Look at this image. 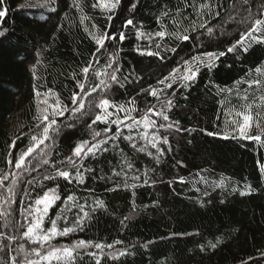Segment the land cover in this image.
I'll list each match as a JSON object with an SVG mask.
<instances>
[{"label":"trees","instance_id":"1","mask_svg":"<svg viewBox=\"0 0 264 264\" xmlns=\"http://www.w3.org/2000/svg\"><path fill=\"white\" fill-rule=\"evenodd\" d=\"M23 1L3 0L0 4V10H6L5 16L0 18V32L4 33L0 35V170L5 172L13 170L5 164L7 154L24 149L29 143L26 136L39 132L35 128L38 121L34 120L37 115L34 86L44 85L39 88L43 93L52 89L65 103L70 90H75L72 73L78 72L94 51V43L80 24L82 15L91 18L85 20L91 31H95L91 29L94 23L101 30L107 28L110 33L125 32L127 39L122 44L117 43L116 47L122 49L117 56L122 65L121 82L125 75L129 82L124 88L114 85L112 95L121 102L130 96H138L137 103L141 108L146 100L155 102L153 98L145 97L141 88L149 84L155 86L159 78L194 54L197 46L203 45V51H224L238 38L234 24L225 26L231 35L217 33L215 38L201 35L204 29H200L190 33V36L198 37L196 40L162 42L179 47L176 53H167V60L161 62L155 57L140 55L135 49L146 48L148 42L137 40L135 29L131 26L122 29V25L127 19H133L134 24L143 25L144 31L160 30L157 16L165 9L175 12L177 6H182V0H120L111 21L107 19L109 13L91 7L95 0H81L83 12L72 7L73 0H56L55 5L50 3L48 7L22 5ZM199 2L201 0H197ZM133 3L137 4L135 9H131ZM213 3H223L227 8L233 0H213ZM51 7H56V11L52 12ZM190 13L191 9H188L184 15ZM224 16L222 11L219 19L209 17L210 26L222 23ZM190 18L200 22L194 15ZM164 23L169 21L164 19ZM187 25L188 21H185L184 26ZM168 30H173L171 25ZM112 51L114 48L109 42L107 52L103 54L105 60ZM262 64L264 45H252L246 53H229L221 57L211 70L202 68L190 88L176 89V106L170 113L171 119L179 120L183 128L194 131L173 132L169 136L172 150L159 164L131 150L126 142L120 145L141 172L145 168L154 169L149 172L154 184L150 181L144 185L142 177L136 182L140 186L135 189L121 186L108 191L116 183L122 185L123 178L113 177L106 181L95 177L111 176L114 167L119 170L121 157L118 151L112 150L86 161L85 166L96 171L86 174L88 178L84 185L67 184L62 179L44 182V187L59 183L62 195L74 193L80 203L87 200L91 204L99 198L106 204V210H97L85 221L83 231L58 237L53 243L71 244L79 239L105 243L123 241V244L115 245V249L105 251L128 249L129 254L118 260H102V264H264L261 255L264 253V173L260 171L264 165V146L251 140L207 134L216 131L217 124L221 131L224 129L223 122L215 120L220 114L218 101L223 98L217 94L216 85L233 87L237 80L255 78L256 74L249 70ZM81 138H87L84 122L74 128H63L56 139L53 158L60 159L69 154ZM13 140L16 141L14 149L9 147ZM51 171L49 165H42L31 176L26 174L24 179L36 177L39 180ZM134 174L137 173L130 172L129 177ZM179 177L185 182L180 183ZM128 183L133 181L129 178ZM246 185H250L252 191L240 195L241 191L248 192ZM18 187L19 198L25 202L30 199L24 196L25 188L33 197L42 191L39 186L33 191L26 183ZM89 189L95 190L94 195ZM57 205L63 206L60 201ZM60 207L53 208L50 216L54 217ZM13 209L15 211L9 217L13 225L23 223L22 206L13 205ZM76 211L74 208L68 214L70 219ZM126 216L129 219L122 225L121 220ZM0 232L20 235L12 226L5 228L2 218ZM24 243L22 239L9 241L0 237V247L8 245L0 252V264H8L9 256H15L19 245ZM212 244L216 247H211ZM77 264H94V260L84 256Z\"/></svg>","mask_w":264,"mask_h":264},{"label":"snow or ice","instance_id":"2","mask_svg":"<svg viewBox=\"0 0 264 264\" xmlns=\"http://www.w3.org/2000/svg\"><path fill=\"white\" fill-rule=\"evenodd\" d=\"M2 2L3 0H0V4ZM45 3L55 5L56 0H45ZM119 3L120 0H95L91 7H99L109 13L107 19L111 21ZM136 6L137 4L133 3L131 9H135ZM72 7L83 12L81 0H73ZM188 9H191V13L184 15ZM50 10L55 12L56 7H51ZM222 11L225 13L223 22L215 27L210 26L211 20L208 18L219 19ZM5 14L6 10H0V18ZM192 15L199 18L200 22L191 19ZM162 18L167 19L169 23H164ZM85 20L91 18L82 15L80 24L84 26V31L94 43V51L79 71L72 73L75 90H70L68 102L65 103L52 89L49 88L45 93H41L39 88L44 85L34 86L37 104L44 105L37 108V115L34 117V120L38 121L35 128L39 129V132L26 136L29 143L24 149L18 153L7 154L5 164L13 169L12 171L0 170V218L4 220L5 228L12 226L20 234L17 237L0 232V237L9 241L17 239L25 241L24 244L19 245L15 256H9L8 264H77V261H82L84 256L91 257L94 264H102V260H118L128 255V249L105 251L115 249L117 244H123L121 240L105 243L79 239L72 241L71 244H54L53 241L58 237H67L77 231H83L85 221L90 220L91 214L97 210H106V204L99 198L94 199L91 204H88L87 200L80 203L74 193L62 195L59 183L44 187V182H56L62 179L67 184L84 185L88 178L86 174H94L96 171L94 168L86 167V161L89 158L103 156L112 150L118 151L121 157L118 161L119 170L114 167L111 176L95 177L106 181L112 180L113 177L123 178L122 185L116 183V186L107 189L108 191H115L121 186L135 189L140 186L136 182L141 181L142 177L144 185H148L150 181L154 184L155 181H152L149 175L154 169L145 168L141 172L120 145L126 142V146L131 150L144 154L159 164L161 159L172 150L169 136L173 132L194 131L183 128L179 120L171 119L170 113L176 106L174 102L176 89L190 88L202 68L211 70L216 61L223 56L229 53L234 55L246 53L252 45H264V0L258 2L233 0L227 8L223 3H213V0H201L199 3L197 0H182V6H177L175 12L165 9L157 16L160 30L154 32L144 31L142 24L136 25L133 19H127L122 29L131 26L135 29L134 36L137 40L143 39L148 42L146 48L137 47L135 50L140 55L152 56L161 62L167 60V53H176L179 47L178 44L171 46L162 43L167 40L175 42L188 41L190 38L196 40L198 37L190 36V33H197L200 29H204L201 35H206L208 38H215L217 33L220 36L231 35L225 27L230 24L236 26L235 35L238 36L224 51H203L201 50L203 45L197 46L194 54L183 59L167 75L159 78L155 86L149 84L146 88H141L140 92L145 97H151L155 101L146 100L141 108L137 103L138 96H130L121 102L112 95L114 85L124 88L129 82L127 75L123 76V83L121 82L122 65L117 56L122 49L116 47L117 43L122 44L127 39L125 32L121 30L110 33L107 28L101 30L94 23L91 24V29L95 31H91ZM185 21H188L187 27L184 26ZM169 25L173 28L172 31L168 30ZM3 34L0 32V35ZM109 42L112 43L114 51L108 52L105 60L103 54L107 52ZM249 72L255 73L256 77L237 80L233 87L216 85L217 94L223 98L218 101L220 114L215 120L222 121L224 129L221 131L217 124V130L207 134L222 135L225 139L231 136L233 139L251 140L264 146V64L250 69ZM33 75L35 76V71ZM242 85L247 87H241ZM50 97H55V103H49ZM81 122L85 123L87 138H81L70 149L69 154L60 159L53 158L56 139L63 128H74ZM100 125L103 127L101 128ZM9 147L16 148V141L13 140ZM42 165H49L52 171L42 175L39 180L36 177L24 179L26 174L31 176V173ZM260 171L264 173V165H261ZM130 172L137 174L129 177ZM129 178L133 183H128ZM178 179L180 183L185 182L183 177ZM25 183L32 187L33 191L35 186L42 189L33 197L25 188L24 196L30 198L28 202L19 198L18 186ZM246 187L248 192L241 191L240 195L252 191L250 185ZM89 192L94 195L95 190L89 189ZM58 201L62 203V207L57 205ZM13 205L22 206L20 215L23 216V223L17 222L13 225L9 219L15 211ZM55 207H60V210L54 217L50 216V212ZM74 208L78 211L73 213L70 219L68 214L72 213ZM132 210L135 211V207ZM128 219L129 217H124L121 224L123 225ZM62 221L63 226H61ZM211 247L216 245L212 244ZM6 248L8 245L0 247V252H4ZM261 255L264 256V253Z\"/></svg>","mask_w":264,"mask_h":264},{"label":"rangeland","instance_id":"3","mask_svg":"<svg viewBox=\"0 0 264 264\" xmlns=\"http://www.w3.org/2000/svg\"><path fill=\"white\" fill-rule=\"evenodd\" d=\"M22 5H27V6H44V7H48L50 6V3L46 4L45 0H24L22 2ZM43 93V92H41ZM41 99H43V97H41ZM49 103H55V97H50L49 98ZM38 107H44V105H38L37 104V108Z\"/></svg>","mask_w":264,"mask_h":264}]
</instances>
